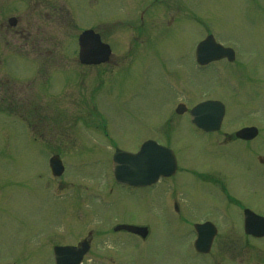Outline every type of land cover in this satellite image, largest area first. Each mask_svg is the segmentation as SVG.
I'll use <instances>...</instances> for the list:
<instances>
[{
    "label": "rangeland",
    "instance_id": "obj_1",
    "mask_svg": "<svg viewBox=\"0 0 264 264\" xmlns=\"http://www.w3.org/2000/svg\"><path fill=\"white\" fill-rule=\"evenodd\" d=\"M67 1L70 5L65 7L54 5L59 8L55 11L63 10L54 14L58 17L56 24L49 21L45 29H30L35 36L31 40L37 41L32 47L31 42L26 44L19 37L21 34L2 29L17 0H1L0 264H53L49 245L53 247L60 240L75 243L73 236L94 221L97 232L108 233L110 218L112 224L120 221L150 225L147 245L141 248L137 239L126 233L114 234L112 243L98 236L93 249L95 259L88 260V264H109L111 257L120 264H264V241L256 243L244 238L240 222L227 218L229 214L222 211H231L229 205L240 209L234 205V194L241 187L248 191L246 201L264 212V176L250 162L247 168L245 162L250 155L237 159L233 153L218 159L219 150L225 148L223 133L237 130L240 123L232 127L228 119L224 132L214 136L211 144L186 117L181 119L174 113L181 99L190 105L204 99L227 98L237 107L239 100L231 95L230 87L236 79L259 88L264 100V0H165L171 3L172 10L161 6L159 11L167 13L161 20L154 6H150L154 11L145 10L148 15L141 14L142 0ZM15 12L21 13V26L36 22V16L25 4H18ZM176 12L181 16L170 31L165 25ZM142 16L145 25L141 23ZM83 26L98 27L104 40L111 44V64L80 65L77 37ZM206 31L236 49L237 58L242 57L247 66H255L259 76L238 73L226 65L223 70L227 76L217 80L215 70L221 71L222 67L219 63L204 70L196 68V41ZM133 40L145 42L144 48ZM169 120L172 127L168 133L157 127H168ZM99 121H109L113 134L118 133L113 129L123 130L121 141L129 139V149L142 135L154 134L175 147L183 165L223 168V161L227 160L233 165L229 168V183L238 188L230 190L219 183L223 188L216 193L226 199L225 206L215 203L219 198L207 195L206 185H191L186 190L188 205L198 203L193 201L197 191L195 199L200 203L196 209L192 204L190 214H183L187 220L169 217L163 211L156 198L159 189L142 196L136 192L135 198L124 190L116 194L108 161L114 148L98 147L92 136L96 134V139L105 143L104 137L98 131H88ZM114 143L121 145L115 140ZM78 144L80 149L76 151ZM259 148L252 153L258 158L264 156V142L259 143ZM57 151L66 165L62 179L65 183L61 184L67 189L61 191V197L56 195L46 171L47 158ZM253 190L258 192L254 195ZM186 195L177 196L183 208ZM206 219L220 229L219 241L205 256L194 255L189 245L192 223ZM101 224L106 227L100 229ZM60 232L72 238H63ZM225 233H234L233 238ZM107 247L113 256L105 255Z\"/></svg>",
    "mask_w": 264,
    "mask_h": 264
},
{
    "label": "water",
    "instance_id": "obj_2",
    "mask_svg": "<svg viewBox=\"0 0 264 264\" xmlns=\"http://www.w3.org/2000/svg\"><path fill=\"white\" fill-rule=\"evenodd\" d=\"M222 50V49H221ZM211 103H203L199 105L197 108L194 109L193 113L197 112L198 118L202 119L204 118V115L207 114V106L210 105ZM197 119V117H196ZM156 159V162L158 161H163V163H174L173 157L171 158V155L169 152L166 150L158 149L154 150L152 152V149L149 147L142 148L140 152L137 154H127V153H118L115 156L114 161L117 162L119 160V167L121 168V172L119 170V167L117 168L118 172L123 176V177H130L134 175L133 172H139L144 170L145 168L151 166V162H153ZM167 168V169H166ZM171 169L168 168L167 166L164 167V170L158 171V172H167L166 170ZM156 172V173H158ZM168 174V173H166Z\"/></svg>",
    "mask_w": 264,
    "mask_h": 264
},
{
    "label": "flooded vegetation",
    "instance_id": "obj_3",
    "mask_svg": "<svg viewBox=\"0 0 264 264\" xmlns=\"http://www.w3.org/2000/svg\"><path fill=\"white\" fill-rule=\"evenodd\" d=\"M32 6H33V8H31V10H32V12H35L36 11L35 9L45 7L44 0H33L32 1ZM37 14H41V13L38 12ZM248 162L253 164L252 160H250ZM246 165H247V168H248V163L247 162H246ZM220 174H221V182H222V184L224 183L226 186L231 187V188L234 187V189L237 187V185H232V184L229 183V179H230L229 170L224 173V169L221 168L220 169Z\"/></svg>",
    "mask_w": 264,
    "mask_h": 264
}]
</instances>
